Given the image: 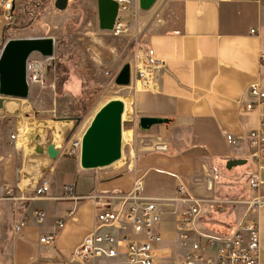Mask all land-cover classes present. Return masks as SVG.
<instances>
[{"label": "crops", "instance_id": "0c3cea01", "mask_svg": "<svg viewBox=\"0 0 264 264\" xmlns=\"http://www.w3.org/2000/svg\"><path fill=\"white\" fill-rule=\"evenodd\" d=\"M19 2L17 0L15 8ZM133 11V23L126 34L137 37L139 48L128 63L130 83L136 65L144 61L145 50H153L164 65L155 72L154 89L133 91L130 83L123 87L129 97L127 107L124 105L128 114L123 119V132L128 134L129 140L139 134L140 139L164 142L167 151L155 152L141 147L139 152L143 155L140 157L136 153L134 171L128 169L126 173L131 175L128 190H104L103 182L118 176L94 178L86 171L93 179L88 192L77 193L74 183L64 184L58 192H50L48 173L54 171L65 157L76 170H81L79 151L73 156L68 155L71 144L80 139L95 112L114 98L100 97L91 104H84L80 102V99L84 100L83 85L81 93L72 95L74 86H66L64 82L58 84L57 89L63 94L79 100V106L74 107L78 126L92 108L93 112L87 124L69 141L60 145L51 140L59 150L55 160L49 159L45 151L36 150V146L45 144L40 141L25 154L22 149L18 159L9 145L23 147L18 142L20 131L18 127L17 131L13 129L8 141L9 123L2 126L0 121V264H71L72 252L95 225L94 204L88 197L126 193L139 176L143 180L144 194L151 198L171 197L177 180L193 194L209 197L202 186L192 185V178L202 177L205 173L225 177L228 188L222 187L223 191L216 188L215 181L211 197L236 203L203 205L197 222L198 230L203 233L229 232L247 209L242 201L264 198V159L259 162L249 159L247 143L248 133L258 127L264 115V105L251 110L245 108V104L252 101L249 85L258 81L264 84V60H261L264 56V0H157L148 11H141L135 1ZM3 22L0 18V28ZM32 88L29 87V94ZM142 117L162 118L169 122L141 132L138 122ZM125 125L129 127L126 131ZM12 135H15L14 140ZM229 159L247 162L226 170ZM255 172L262 184L257 191H252L246 180ZM42 179L49 182L47 197L32 199ZM98 181L101 184L96 185ZM65 186H73L74 195L79 199L67 200L63 191ZM217 194L230 199L217 198ZM238 196L241 198L236 199ZM180 209L170 203L160 205L162 243L155 264H182L184 251L179 246L176 230ZM36 211L44 214L40 225L33 218ZM69 211L73 212L70 218L67 217ZM256 217L260 228L259 264H264V204L257 210ZM60 220L63 227L59 229L57 222ZM22 221H25L24 226L15 231V226ZM5 231L9 234L4 235ZM47 235L54 237L53 242L41 244L40 238ZM89 264L126 263L119 257Z\"/></svg>", "mask_w": 264, "mask_h": 264}, {"label": "built area", "instance_id": "2783aa9c", "mask_svg": "<svg viewBox=\"0 0 264 264\" xmlns=\"http://www.w3.org/2000/svg\"><path fill=\"white\" fill-rule=\"evenodd\" d=\"M118 4L117 16L112 30L108 31L112 37H119L126 33L129 23L134 18L133 6L138 0H115ZM17 0H0V18L9 22L15 11ZM253 33V31H251ZM144 61L136 65L134 78L130 83L133 91L154 89L155 72L163 67L153 50L147 49L143 54ZM54 60V55L43 57L33 53L26 61V81L29 87L48 88L46 70ZM264 60V56L261 57ZM50 87H53L51 85ZM248 94L252 101L245 104L248 110L260 108L264 105V84L254 82L248 87ZM15 139V135L11 136ZM143 149L148 150V144L156 143L155 152H166L167 144L154 142L142 138L139 140ZM249 159L259 162L264 159V115L260 118L256 129L247 135ZM80 139L72 142L69 156L78 153ZM136 152H129V164L133 170ZM218 174L205 173L204 176L193 177V186H202L209 197L193 194L180 180L176 181L173 194L169 198H151L144 194L141 176L136 177L132 188L126 193H105L90 195L95 210V225L85 236L70 256L71 264H89L100 260L123 258L126 264H155L157 252L160 250L162 236L159 230L160 205L170 203L180 206L177 222V238L179 246L184 251L182 264H259L260 228L256 217L257 210L264 204V198L255 197L249 201H242L247 209L234 227L225 234L203 233L198 230L197 222L203 205L220 206L236 201H222L211 197L213 184ZM248 187L252 191L262 184L259 175L251 173L248 177ZM64 194L67 200L76 201L73 186H65ZM49 192V182L42 179L34 191L32 199H44ZM240 203V202H238ZM69 211L67 217H72ZM33 218L37 224H42L44 214L36 211ZM25 221L15 226V231L23 227ZM57 227H63V221L57 222ZM52 235L40 238L41 244H51Z\"/></svg>", "mask_w": 264, "mask_h": 264}, {"label": "rangeland", "instance_id": "374dc122", "mask_svg": "<svg viewBox=\"0 0 264 264\" xmlns=\"http://www.w3.org/2000/svg\"><path fill=\"white\" fill-rule=\"evenodd\" d=\"M23 16L26 18L23 20L24 24H19ZM3 23L0 28V48L4 41L9 39L49 37L54 41V60L46 70L47 85L50 87L54 84V86L45 89L34 87L28 98L24 100L12 101L10 98H0V116H4L0 118L1 124L3 126L9 123L10 128L6 130L7 140L10 141L9 136L13 134V129L17 131V127L22 133L23 147L18 145V148H15L14 145H9L18 159L22 156V149L25 154L39 141L46 143L51 142L52 139L61 145L76 136L77 131L87 124L93 108L83 117L78 126L75 122L74 107L79 106V100L76 101L72 96L63 94L57 89L58 84L61 85L64 82L66 86H74L75 93L68 88V91H72V95L81 93L80 87L83 85L84 100L80 99V102L84 104H91L100 97L120 98L129 103L126 89L116 86L114 79L122 66L130 63L139 48V40L137 37H128L126 33L119 37H112L109 33L101 31L97 24L96 0H69L66 9L62 11L54 7V0H20L12 19ZM132 23L133 19L129 25ZM17 101L20 106L16 103ZM16 107H19L16 115H10L11 109ZM5 108H7V115L4 114ZM44 122H57V126L43 132L35 130L24 132L19 128L22 125ZM128 128V125H125L124 130ZM140 138L141 136L136 134L132 140H127L123 144L125 158L123 166L118 168L111 166L88 172L94 178L118 176L103 182L106 185L104 190L129 189L131 175L126 174L129 171L127 167L130 163L129 152L132 149L137 155L140 154V157L143 155V152H139ZM221 172L225 174L224 170ZM89 175L86 171L76 170L69 158L65 157L54 171L48 173L50 192H58L64 184L73 183L76 185L77 193L88 192L93 186V179ZM95 184L99 185L101 182L98 181ZM243 184L244 182L241 185ZM222 187L228 188L225 177L218 175L216 188ZM217 198L230 199L228 196L220 197L218 194ZM240 198L241 196L236 197V199ZM3 234L9 233L5 231Z\"/></svg>", "mask_w": 264, "mask_h": 264}, {"label": "water", "instance_id": "95a60500", "mask_svg": "<svg viewBox=\"0 0 264 264\" xmlns=\"http://www.w3.org/2000/svg\"><path fill=\"white\" fill-rule=\"evenodd\" d=\"M157 0H138L141 11L150 10ZM69 0H54V7L65 10ZM98 27L101 31L112 30L118 11L115 0H96ZM33 53L50 57L54 53L52 38H19L4 41L0 50V98L27 99L29 87L26 81V61ZM114 83L126 87L130 83V66L125 64ZM124 103L119 98L108 100L93 115L89 125L80 137L79 167L92 171L112 166L122 158ZM162 118L142 117L138 127L141 132L152 126L167 124ZM38 152L45 151L49 159L55 160L59 150L52 142L36 146ZM245 159H229L225 169L246 164Z\"/></svg>", "mask_w": 264, "mask_h": 264}, {"label": "bare ground", "instance_id": "6f19581e", "mask_svg": "<svg viewBox=\"0 0 264 264\" xmlns=\"http://www.w3.org/2000/svg\"><path fill=\"white\" fill-rule=\"evenodd\" d=\"M3 99H7V98H3ZM11 100L14 101L15 99H11ZM16 103H18V101ZM123 103L127 107V105H126L127 102L125 100H124ZM19 104L20 103H18V106H20ZM17 110H19V107H16V108L11 109V111L9 112V114L10 115H16ZM5 112H6V108L4 110V114H5ZM127 114H128L127 113V109H125L124 110V113H123V119L125 118V116ZM56 123L55 122H44V123L30 124V125L27 124V126H23L22 125L19 128H20L21 131H24V132H31L33 130L38 131V132H43V131H45L48 128L57 126ZM21 134L22 133L19 132V135H18V142L20 143V145H21V141L23 140L22 137H21ZM127 140L129 141V136H128V134L126 132H123V143L125 144V142H127ZM155 144L156 143H150V144H148L147 145L148 146L147 149H150L151 150L153 147L155 148ZM124 163H125V158H124V155H123L122 158L119 161H117L116 163H114L112 165V167L118 168V167L123 166ZM127 167H128V169L131 168L132 167V164H128Z\"/></svg>", "mask_w": 264, "mask_h": 264}, {"label": "trees", "instance_id": "16d2710c", "mask_svg": "<svg viewBox=\"0 0 264 264\" xmlns=\"http://www.w3.org/2000/svg\"><path fill=\"white\" fill-rule=\"evenodd\" d=\"M26 18H25V16H23V17H21V20H20V22H18L19 24H24V22H23V20H25ZM17 22V21H16ZM14 26H17V25H14Z\"/></svg>", "mask_w": 264, "mask_h": 264}]
</instances>
